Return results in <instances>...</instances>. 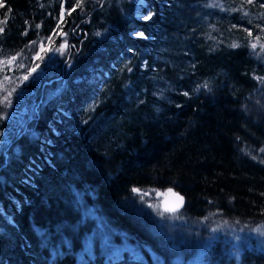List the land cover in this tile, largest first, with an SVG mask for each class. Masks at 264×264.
I'll return each instance as SVG.
<instances>
[{
    "label": "trees",
    "instance_id": "trees-1",
    "mask_svg": "<svg viewBox=\"0 0 264 264\" xmlns=\"http://www.w3.org/2000/svg\"><path fill=\"white\" fill-rule=\"evenodd\" d=\"M114 1L84 0L57 28L76 0H3L0 55L53 30L67 47L41 51L33 104L0 136V264H264L263 249L236 254L219 237L199 252L122 202L171 188L182 228L264 221V49L244 31L264 26V0H136L126 13ZM162 31L179 48L163 69L181 87L169 98L150 97L140 73ZM93 226L114 247L89 246Z\"/></svg>",
    "mask_w": 264,
    "mask_h": 264
},
{
    "label": "rangeland",
    "instance_id": "rangeland-1",
    "mask_svg": "<svg viewBox=\"0 0 264 264\" xmlns=\"http://www.w3.org/2000/svg\"><path fill=\"white\" fill-rule=\"evenodd\" d=\"M135 1L136 0H115L114 2L124 13H126L129 9L133 8L131 3H134ZM164 1L168 3V5L177 2V0H159L162 5ZM149 11L154 13V8L148 6L147 11L140 13L138 17L142 18V16L147 15ZM3 14L4 12L0 11V21H5L2 19ZM174 14L175 13H171L170 16L174 17ZM2 24L3 23H0V27ZM253 30L255 33L251 36V44L257 43V46L259 47L260 45H264V32L257 27ZM137 31L141 30L136 29L132 33ZM45 37L53 38L51 41L43 40L45 49H57L60 48L61 44L65 43L59 41L56 42L52 33L50 35H38L26 45L21 46L17 51L0 55V60H7L11 56L21 53L17 61L11 65V71H7L9 66L5 65V71L0 72V80H2L4 75L11 77L10 80L0 84L1 137L9 138L11 136L15 126H18L28 108L33 104L36 96V87L43 74V59H35V57L37 54H41L42 50L40 42L42 38ZM256 37H260L259 42L256 41ZM149 38L151 44H149V48L147 49V57L143 58L141 62L140 73L147 79L150 97L169 98L173 95L172 93H175V91H181V87L179 85L175 86L169 81L166 72L163 69L165 63H168L169 65L175 63L174 53L178 54L179 48L173 44L174 42L164 31L159 33L156 32L155 34L150 32ZM32 41H36V44L32 45L30 43ZM65 48L61 49L59 52L63 51ZM189 56H191V53L185 51L182 58H178L180 63L181 59H184L182 63L183 67H188V63L192 65V63L189 62ZM20 63L24 64L23 68L18 67V64ZM37 65H39L38 68ZM31 68H36V72L32 73L27 80H24V76L28 74V71ZM9 92H11V96L5 101L4 98ZM137 194V197L129 195L123 198V207L126 210H132L140 214L145 212L150 217L158 218L159 225L161 227L167 226V229H170L171 233L176 235L177 238L196 240L199 252H201L204 247L212 241V239L218 237L233 247L236 254L239 253L243 246H255L264 250V221H258L254 224L242 223L241 225H231L230 223L224 222L218 225H211L206 219H198L193 224L189 221H185L186 225L182 228V218L179 220V215H174L173 212L162 211L160 208V198L157 195H154L152 191L139 190ZM203 227L206 230L204 235L201 234ZM93 241H95L101 249L106 250L107 247L113 246L109 244L110 241L108 240L105 231L100 226L92 227L89 246H91Z\"/></svg>",
    "mask_w": 264,
    "mask_h": 264
},
{
    "label": "snow or ice",
    "instance_id": "snow-or-ice-1",
    "mask_svg": "<svg viewBox=\"0 0 264 264\" xmlns=\"http://www.w3.org/2000/svg\"><path fill=\"white\" fill-rule=\"evenodd\" d=\"M101 2H102V0H101ZM246 2L249 3V4H252V3L255 2V0H246ZM83 4H84V0H76L75 6L72 9H70V10H66L65 9V6H64V3H61V5H60V9L61 10H60L59 19L57 21V28H61L62 25H63V23H66V20H65V16L66 15H71V13L76 10V8H82L83 7ZM141 6H143V5H141ZM2 7H4V3H3V0H0V8H2ZM260 7L261 8H264V3L260 4ZM9 11H11V10L9 9ZM152 16H153V13L151 11H149L147 15H143L142 16V19L144 21H149V20L152 19ZM0 23H5V22L4 21H0ZM36 27L39 28L40 25H36ZM233 27H236V26L234 25ZM257 27H260L261 28V31L264 32V26L257 25ZM4 31H5V28L4 27H0V34H3ZM244 31H246L249 36L252 35V32H251L250 29L245 28ZM53 33H54V35H63V36H66L67 35V33H64V32L57 33L55 30H53ZM24 34H26V33H24ZM133 35L136 36L137 38H140V39H146L147 38L145 36V33L142 32V31H137V32L133 33ZM52 39H53L52 37L42 38V40L40 42V47H41V50L42 51H45V52L52 51V50L60 51L61 49L67 47V44L65 42L64 44H61L60 45V48H57V49H52V48L45 49L44 48V44H43V40L51 41ZM259 40H260V37H256V41L259 42ZM30 43L32 45H35L36 44V41H32ZM231 46L232 47H238L239 45L234 42ZM251 47L253 49H255L257 47V43H252L251 44ZM260 47L262 49H264V45H260ZM20 55H21V53H17L16 55L11 56L7 60H0V72L5 71V65H8L9 66L7 68V71H11L12 70L11 65H13L17 61V59H18V57ZM35 59H41L42 60V59H44V57H42L39 54H37V56L35 57ZM18 67L23 68L24 67V64L20 63V64H18ZM38 67H39V65H37V68ZM129 71H131V69H129ZM34 72H36V68H31L28 71V74L24 76V80H27L32 75V73H34ZM10 79H11V77H9L8 75H4L2 77V80H0V84L4 83V82H6V81H8ZM259 79L264 80V77H260ZM201 88L208 89V84L207 83H204L202 85H197L196 91H199ZM183 95L188 96L189 95V92H184ZM9 96H11V92H9L7 96H5V98H4L5 101L8 100V97ZM260 151L261 152H264V148H261ZM253 159H256V157L253 156ZM260 162L261 163H264V160H261ZM133 191H139V190L138 189H133ZM167 193H169L172 196H174L176 198L177 203L173 207H169V206H167V204H165L164 211L165 212H175V211H177L179 209V207L182 206V204L184 202V198L182 196H180L179 193L174 192L173 189H171V188L167 189Z\"/></svg>",
    "mask_w": 264,
    "mask_h": 264
},
{
    "label": "water",
    "instance_id": "water-1",
    "mask_svg": "<svg viewBox=\"0 0 264 264\" xmlns=\"http://www.w3.org/2000/svg\"><path fill=\"white\" fill-rule=\"evenodd\" d=\"M51 80L52 79H50L49 81H51ZM46 82L47 81H45L44 83H46ZM156 195L160 198V208L162 211H164L165 204H167V206H169V207H173L177 203L176 198L174 196H172L171 194L167 193V190H163V191L158 190L156 192Z\"/></svg>",
    "mask_w": 264,
    "mask_h": 264
}]
</instances>
